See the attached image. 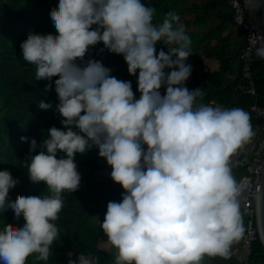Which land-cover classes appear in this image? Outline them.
Wrapping results in <instances>:
<instances>
[{"label":"clouds","instance_id":"9594fccd","mask_svg":"<svg viewBox=\"0 0 264 264\" xmlns=\"http://www.w3.org/2000/svg\"><path fill=\"white\" fill-rule=\"evenodd\" d=\"M154 13L142 0H59L49 13L57 34L29 32L21 43L35 80L50 82L45 92L58 77L54 108L62 128H50L41 151L25 162L30 181L43 182L52 195L9 201L18 180L0 171V212L11 209L25 221L0 230V264H26L33 254L48 261L59 236L54 222L63 208L61 193L79 188L75 156L93 146L124 192L121 202L107 204L100 223L116 250L115 264H201L205 256L227 257L242 236L230 161L254 135L249 115L197 104L202 88L185 86L191 40L175 12L160 24L153 23ZM100 43L123 57L130 76L138 73L139 99L130 81L110 75L100 61L84 62ZM158 44L167 51L157 53ZM255 55L264 59V46ZM38 107L52 104L42 100ZM36 149L32 139L30 154ZM69 264L91 262L80 254Z\"/></svg>","mask_w":264,"mask_h":264},{"label":"trees","instance_id":"16d2710c","mask_svg":"<svg viewBox=\"0 0 264 264\" xmlns=\"http://www.w3.org/2000/svg\"><path fill=\"white\" fill-rule=\"evenodd\" d=\"M185 0H142L146 6L155 9L153 23L160 24L165 15L174 12L181 2ZM59 0H0V171L7 170L12 177L18 180L15 188L9 191L8 200L15 201L19 195L50 196L52 193L41 182L33 184L28 176L25 162L30 155L41 151L40 144L47 138V131L56 127L62 128L61 119L55 111L58 103L54 81L52 89L45 92L47 80H35V66L23 60L20 45L27 39L28 33L56 35V29L50 18V11L58 6ZM194 23L197 27L204 26V16H213L220 19L221 30L232 25V14L223 0H213L204 4H192ZM183 26L188 24L184 21ZM191 40V52L186 61L191 65V75L185 82L190 90L202 88L203 98H197V104L217 105L225 109H243L251 103L250 97L240 91H234L239 81L240 69L237 65V56L226 55V45L218 43L212 46L203 45L204 37L195 32L185 31ZM243 45V44H242ZM242 45L240 49L242 48ZM164 48L157 45V53ZM167 51L166 48H164ZM240 51V50H239ZM239 53V52H238ZM206 56L218 62V66L210 68L195 66ZM88 60L100 61L110 69V75L122 81H130L136 99L137 78L128 74L127 65L122 56L110 53L100 43L88 50L84 62ZM79 63V62H78ZM253 79L257 87L259 101L264 104V59L254 55L251 62ZM167 71V70H166ZM161 94L165 89H160ZM52 104V108L42 110L38 107L40 101ZM252 130L260 121L249 114ZM21 137H27L22 142ZM37 141V149L30 154L31 140ZM247 144V143H246ZM245 144V145H246ZM98 149L93 146L84 154L75 156L77 171L81 176L79 188L75 192L61 193L63 208L58 219L54 222L58 228L59 236L50 248L48 261L37 259L38 254L27 258L26 264H69L75 261L80 254H84L91 264H115L116 250L108 251L98 246V240H106L100 227L107 211V204L111 201L121 202L124 194L120 185L115 184L111 177L104 175L98 179L96 176V154ZM63 153H58L61 158ZM248 164L237 165L232 168V175L237 182V176L247 168ZM23 217L15 218L11 209L5 213L0 212V230L6 224L22 226ZM242 225V223H241ZM264 247L259 239L252 245L250 260L256 264L263 257ZM71 253V255H69ZM201 264H239L231 257L216 256L213 259L204 257Z\"/></svg>","mask_w":264,"mask_h":264},{"label":"built area","instance_id":"2783aa9c","mask_svg":"<svg viewBox=\"0 0 264 264\" xmlns=\"http://www.w3.org/2000/svg\"><path fill=\"white\" fill-rule=\"evenodd\" d=\"M223 1L231 11L232 25L240 34L243 44L237 56V65L240 69L239 81L233 90L245 93L250 97L251 103L242 110L260 121V124L254 127L253 146L242 147L238 150L237 152H244L245 158L243 161L235 160V166L244 164H248V166L244 172L245 174L238 177L236 183L238 189L237 202L242 217L243 233L234 245L244 250L243 258L239 259L240 264H256L250 260V256L253 243L259 239L256 226L255 200L260 191V177L264 167V104L259 101L257 87L252 76L251 62L255 55V49L264 46V38L252 19L245 0ZM255 148L256 151L254 152ZM249 150L252 155H250ZM258 264H264V252L262 260Z\"/></svg>","mask_w":264,"mask_h":264},{"label":"rangeland","instance_id":"374dc122","mask_svg":"<svg viewBox=\"0 0 264 264\" xmlns=\"http://www.w3.org/2000/svg\"><path fill=\"white\" fill-rule=\"evenodd\" d=\"M213 0H185L181 2V4L178 5L176 10L174 11L180 18V23L182 24L184 21H188V24L185 26V31L189 32H195L197 35H202L204 37V46H210L208 49V52L210 53L212 51V46L216 45L218 43H223L226 45V55L227 56H237L240 47L242 45V39L238 31L233 27V25L229 26L228 28H225L221 30V22L219 18L213 17V16H204V26L203 27H197L194 23V12L191 10L192 4H206L209 2H212ZM161 47H164L162 44H159ZM207 66L210 68H215L218 66V62L215 60H212L209 57L204 56L200 63H198L195 66V69L198 70L200 67ZM217 106V105H213ZM263 137V135H262ZM253 138V137H252ZM252 138L251 140L244 145L243 147H249L252 145ZM240 150V149H239ZM256 151V148L254 149V152ZM250 155H252L251 151L249 150ZM97 157H99V154H96ZM232 162V159L230 161V164ZM96 176L98 179L102 178L104 175H108L111 177V168L107 165L106 161L104 159L98 158V161L96 162ZM236 167V166H234ZM234 167H231L234 168ZM246 170V169H245ZM245 170L242 171L241 174L237 176L238 177L244 175ZM237 183V182H236ZM240 220L242 222V217L240 216ZM98 246L102 250L108 251L111 248H113L106 240L99 239L98 240ZM237 241V240H236ZM234 241L232 245L234 246ZM208 259H213L216 256H205Z\"/></svg>","mask_w":264,"mask_h":264},{"label":"water","instance_id":"95a60500","mask_svg":"<svg viewBox=\"0 0 264 264\" xmlns=\"http://www.w3.org/2000/svg\"><path fill=\"white\" fill-rule=\"evenodd\" d=\"M246 7L257 25L258 30L264 38V0H245ZM236 161L244 160V152H237L234 156ZM236 161L231 162L230 167L236 165ZM256 208V226L258 230L259 241L264 247V167L260 177V191L255 200Z\"/></svg>","mask_w":264,"mask_h":264},{"label":"crops","instance_id":"0c3cea01","mask_svg":"<svg viewBox=\"0 0 264 264\" xmlns=\"http://www.w3.org/2000/svg\"><path fill=\"white\" fill-rule=\"evenodd\" d=\"M244 256V250L241 247H236L235 245H231L228 251L227 257H231L236 259L238 262H240V258H243ZM240 264V263H239Z\"/></svg>","mask_w":264,"mask_h":264},{"label":"bare ground","instance_id":"6f19581e","mask_svg":"<svg viewBox=\"0 0 264 264\" xmlns=\"http://www.w3.org/2000/svg\"><path fill=\"white\" fill-rule=\"evenodd\" d=\"M233 162L235 161V157H232Z\"/></svg>","mask_w":264,"mask_h":264}]
</instances>
